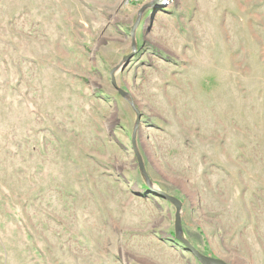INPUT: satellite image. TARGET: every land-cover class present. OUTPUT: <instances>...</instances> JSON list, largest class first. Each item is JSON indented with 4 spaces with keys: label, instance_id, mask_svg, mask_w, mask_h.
I'll list each match as a JSON object with an SVG mask.
<instances>
[{
    "label": "rangeland",
    "instance_id": "obj_1",
    "mask_svg": "<svg viewBox=\"0 0 264 264\" xmlns=\"http://www.w3.org/2000/svg\"><path fill=\"white\" fill-rule=\"evenodd\" d=\"M161 193L264 264V0H0V264H199Z\"/></svg>",
    "mask_w": 264,
    "mask_h": 264
},
{
    "label": "water",
    "instance_id": "obj_2",
    "mask_svg": "<svg viewBox=\"0 0 264 264\" xmlns=\"http://www.w3.org/2000/svg\"><path fill=\"white\" fill-rule=\"evenodd\" d=\"M110 77H111V85L113 89L117 91V93L120 96H124V93L119 89V87L116 84L115 78H114V71L110 72ZM137 118L139 117V112L135 110ZM134 141V138H132ZM137 161H138V168L140 172L143 174L145 181L148 183L149 179L145 174L143 165L141 163V160L137 156ZM161 198L166 200L168 203H170L174 209H175V215H174V239L180 242L184 247L185 250L188 251L189 253L192 254V256L197 260L199 264H226L222 260L213 258V257H207L199 252H197L184 238L183 232H182V227H181V218H180V213H181V207L182 204L179 200L175 199L172 196L166 195L164 193L160 194Z\"/></svg>",
    "mask_w": 264,
    "mask_h": 264
},
{
    "label": "flooded vegetation",
    "instance_id": "obj_3",
    "mask_svg": "<svg viewBox=\"0 0 264 264\" xmlns=\"http://www.w3.org/2000/svg\"><path fill=\"white\" fill-rule=\"evenodd\" d=\"M182 248L185 250L184 246H182ZM186 251V250H185Z\"/></svg>",
    "mask_w": 264,
    "mask_h": 264
}]
</instances>
